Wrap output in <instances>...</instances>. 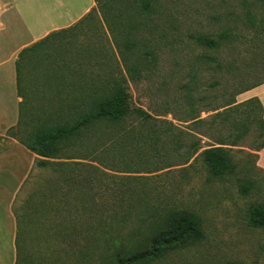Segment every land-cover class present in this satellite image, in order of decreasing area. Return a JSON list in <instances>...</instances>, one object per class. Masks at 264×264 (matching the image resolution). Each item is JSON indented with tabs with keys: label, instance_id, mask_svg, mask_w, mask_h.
<instances>
[{
	"label": "rangeland",
	"instance_id": "374dc122",
	"mask_svg": "<svg viewBox=\"0 0 264 264\" xmlns=\"http://www.w3.org/2000/svg\"><path fill=\"white\" fill-rule=\"evenodd\" d=\"M123 3L136 6L134 0ZM131 9L126 16L143 24L138 33L130 34H136L140 43L137 53L128 57L131 65L140 64L139 74L128 73L100 14L96 30L78 40L83 47H97L98 53L87 52L86 56L107 64L103 75L112 70V74L127 78L131 108L151 115L162 138L158 145L152 138L136 142L137 148L129 147L127 139L116 135L135 129L134 136H143L138 133L139 122L103 124L90 141L63 143L65 158L35 167L23 188L13 179L5 194L0 193V200L5 205L1 208L4 216L14 215L19 220L18 264H39L42 257L62 259L64 264H100L102 257L92 262L88 254L79 251L83 242L73 240L83 234L81 227L74 226L79 221L106 225L104 235L132 247L153 237L171 214L183 212L200 219L202 235L195 241L188 239L186 245L152 264H264V229L250 223L252 205H264V171L257 165L264 145L260 115L248 118L246 107L229 113L228 119L217 115L240 91L264 82V0H158L154 13L145 18H135ZM226 30L230 39L218 50H207L192 38L195 34L217 38ZM146 52L151 55L144 56ZM203 55L214 61L205 63ZM188 93L193 94L191 101ZM40 103V108L53 105ZM234 123H248L243 139L237 140L241 127L236 129ZM26 130L30 131L23 126L18 136L26 139ZM108 138L125 146L114 142L100 164L92 151ZM222 139L238 167L217 179L204 162L203 152L219 146ZM233 142L236 145H231ZM106 143L111 145V139ZM66 160L70 163H63ZM60 164H71V168ZM246 184H253V189L243 194L242 185ZM129 188L135 196L130 197ZM52 191L60 201H64L63 193L69 192L64 207L56 210ZM143 195H148L147 209H157L156 214L146 209L142 214L144 203L139 199Z\"/></svg>",
	"mask_w": 264,
	"mask_h": 264
},
{
	"label": "trees",
	"instance_id": "16d2710c",
	"mask_svg": "<svg viewBox=\"0 0 264 264\" xmlns=\"http://www.w3.org/2000/svg\"><path fill=\"white\" fill-rule=\"evenodd\" d=\"M134 1L136 6H132L133 9H131L129 3L124 4L123 0H95L96 8L79 23L67 30L55 32L21 52L17 63L20 94H24V77L25 75L30 77V72H37L40 75L37 79L38 88L52 92L51 95L39 99V103L40 101H44L45 104L51 102L52 107L42 105L41 108L39 106L36 108L35 105H32L31 108L27 106L22 108L21 124L29 128L30 131L26 130L27 138H21V141L35 154L44 158H65L63 148L68 143L72 144L81 140L90 141L91 138L97 136L96 133L101 131L103 124L110 126L126 125L132 119L140 123L138 133L140 132L139 134H143V136H134L133 134H136L135 129L132 131L125 130L116 136L124 137V140L127 139L129 147L132 144L135 147V143L140 141L146 143L152 138H155L156 143L153 142L155 145L159 144L158 142L162 138L159 133L162 130L160 129L159 132L160 127L152 125L155 122L154 118L141 109L131 108L130 95L126 85L127 78L123 74L120 76L112 74V70H108L110 74L103 75L102 69L107 64L102 65L99 58L86 56L87 52H90V54L98 53L97 47L92 45L90 49L83 47L78 40L79 36L85 35L89 30H96L97 26L95 25H98L100 20L98 23L95 20L98 19L97 15L100 14L101 19L105 22L106 29L112 35L114 45L120 53L128 73L130 75L139 74L140 64L131 65L128 57H132L137 53L140 43L136 34H130L132 31L137 32L139 26L143 24L137 22L136 19H131L130 16H126V12L131 9L134 10L133 15H135V18L148 17L154 13L158 0ZM108 10H111V13ZM86 28H89L88 31ZM192 38L197 45L207 50H218L225 41L227 42L230 39V32L226 30L217 38L202 34L192 35ZM146 53L144 56L151 55L148 52ZM201 60L205 63L214 61L208 55H203ZM110 65L107 66L108 69H111ZM94 71L97 74H94ZM29 82L32 85L35 84L34 81ZM250 89L240 91L235 99L224 105V111L217 115H222L228 119L227 117L232 112H237L239 107H246L245 112L248 118L255 117V114L260 115V126L264 130V107L261 101L257 98L242 103L236 101L238 95ZM24 96L25 102L27 101L26 104L33 103L32 101L35 98L31 99L27 95ZM188 98L191 101L193 94L188 93ZM196 119L198 118L196 117L193 120ZM226 119H224L225 122ZM248 120L251 121V119ZM156 122L158 121L156 120ZM233 126L236 129L241 127L239 131L237 130V140L243 139L247 133L248 123L243 126L234 123ZM165 131H168V129ZM99 139L94 142L98 143ZM110 139L111 145L106 143ZM107 140L103 141L99 149L98 146H95L92 151L93 158L100 164H104V158L110 154L114 142H118V145H124V143H120L119 140L115 141L113 138ZM63 143L65 145L61 146ZM218 145L204 150L203 158L213 176L222 179L230 175L238 165L233 161L227 148L224 147L227 145L226 140H218ZM231 145H236V142ZM262 149H264V145L260 148V150ZM104 152L108 153L104 154ZM38 164L39 166H46L49 161L40 160ZM242 189L243 194H248L253 189V184L242 185ZM129 191L130 197L136 195V192H132L130 188ZM146 196L148 195L140 196L139 199L144 203L143 208H141L144 215L145 209L151 211V209H147ZM93 199L92 197L91 202ZM124 202L126 201L120 203ZM156 211L157 209L151 212L156 214ZM89 222H84L80 226L83 233L81 238L73 240L83 242L82 246L80 244L79 247L82 250L85 249L92 262H98L96 259L102 257L100 264H152L157 259L166 256L170 251L172 252V250L174 251L180 246L186 245L188 239L195 241L202 235L200 219L189 212H183L177 216L171 214L167 221L159 225L162 227L156 230L153 237H147L143 245L132 247H125L117 237L104 235L103 232L107 230L106 225H96L97 221ZM250 223L254 227L264 229V205H252ZM194 234L196 235L194 236ZM190 242L192 241L190 240ZM61 262L62 259L53 261V258L42 257L39 264H64ZM90 263L88 262V264Z\"/></svg>",
	"mask_w": 264,
	"mask_h": 264
},
{
	"label": "crops",
	"instance_id": "0c3cea01",
	"mask_svg": "<svg viewBox=\"0 0 264 264\" xmlns=\"http://www.w3.org/2000/svg\"><path fill=\"white\" fill-rule=\"evenodd\" d=\"M95 8V0H0V193L5 194L7 185L13 179L18 182L16 186L23 184V188L35 167L39 166L40 160L49 161L46 165L49 166L54 159L32 152L17 134L23 128L22 108H31L32 105L37 108L39 102L34 99L32 104H26L24 95L32 99L52 94L47 89L37 87V72H30V77L25 75L24 94H20L17 63L21 52L55 32L73 27ZM253 98L259 99L264 107V82L238 95L237 101L242 103ZM63 163L70 162L66 160ZM60 165L66 169L71 168V164ZM257 165L264 171V149L258 152ZM71 172L80 175L78 171ZM53 195L56 210L64 207L69 192L63 193L64 201H60L55 192ZM1 203L0 200V264H18L19 220L14 215L5 217L1 212ZM83 224L81 220L74 226L80 227ZM78 237L81 238V235ZM79 251L86 253L85 249Z\"/></svg>",
	"mask_w": 264,
	"mask_h": 264
}]
</instances>
